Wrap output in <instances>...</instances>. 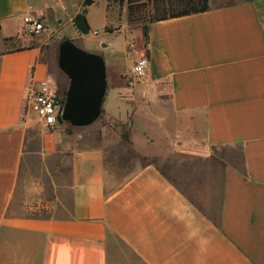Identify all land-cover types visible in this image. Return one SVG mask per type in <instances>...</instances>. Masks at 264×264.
<instances>
[{
	"label": "crops",
	"instance_id": "0c3cea01",
	"mask_svg": "<svg viewBox=\"0 0 264 264\" xmlns=\"http://www.w3.org/2000/svg\"><path fill=\"white\" fill-rule=\"evenodd\" d=\"M94 1L0 0V264H134L120 244L140 264H264V0H208L205 11L149 21L145 46L139 33L131 47L122 27L106 29L115 12L105 0L102 27L124 43L105 60L101 114L48 128L28 103L42 81L63 97L68 78L23 16L67 22ZM141 53L146 72L130 79ZM201 146L214 157L195 178L188 158ZM32 155L40 206H58L63 188L62 176L52 193L44 184L51 157L54 171L67 165L64 213L20 211ZM181 176L198 182L187 185L197 200Z\"/></svg>",
	"mask_w": 264,
	"mask_h": 264
},
{
	"label": "rangeland",
	"instance_id": "374dc122",
	"mask_svg": "<svg viewBox=\"0 0 264 264\" xmlns=\"http://www.w3.org/2000/svg\"><path fill=\"white\" fill-rule=\"evenodd\" d=\"M85 0H79L80 6L84 5ZM137 9L141 8L140 11L137 12L139 15L142 14L140 18H133L129 15L128 11V3L124 2L120 4L119 2L111 1L108 5L109 12L114 11V19L108 16V27L110 28H123L126 33V38L128 43L133 42L136 43V37L139 33H142V26L148 23V20L152 14V4L148 0H141L138 4H135ZM80 7V8H81ZM80 11V9L78 10ZM108 12V13H109ZM76 15V14H75ZM71 17L67 22L65 20L60 21H52L51 23H47L46 31H43L41 36L38 38L40 39L39 42L41 43L42 48L49 54V58L55 68V70L59 71V73L63 72L57 65V56H58V45L59 42L62 40L63 37L70 38L73 40L79 47L100 54L104 61L107 60L109 55L112 57L121 58L123 55L122 48H123V34L121 32H105L103 26L104 17H105V0H95L94 3L89 5L86 9V18L91 26V32L88 34H80L76 27L73 24V18ZM96 30V35L92 40H90L93 35L94 31ZM142 45L145 46V39L143 37V33L141 34ZM104 41L106 43H110L111 46L103 47L102 44L98 43V41ZM18 46V44H14V47ZM64 75V74H63ZM66 77V76H65ZM132 79V74L129 76ZM68 83L66 85L64 91V97L66 93ZM60 95V94H59ZM62 96V95H60ZM36 116V115H35ZM37 117V116H36ZM121 130L125 132V128L121 127ZM189 156V160L191 161L192 167L190 174L195 175V178L201 173H210L208 161L209 159L214 157V151L204 148L203 146L194 148L191 150ZM154 161L162 170L167 171L168 168L170 169L172 166H169V162L167 160H159L157 158H148L147 161ZM54 162L55 157H51V164L50 172H46L45 178V186L49 192L52 193L50 190V186L53 185V178L56 175V179L62 176V187L59 191L60 193V200L57 199L58 206L55 208H47L44 206H40V194L39 192H35L36 185L33 183L32 179H34V175L42 172V162L39 160L38 156L32 155V163H31V172L30 176H26L21 178L19 183V188L16 194V203L18 204L20 211L22 214H29L34 216H42V215H50V214H57L64 213L70 206L71 203V196L68 189L67 184V165L61 164V161H57V169L58 171H54ZM44 165V162H43ZM187 165V164H186ZM184 167V166H183ZM172 169V168H171ZM178 169V167H177ZM182 172L183 168L179 169ZM35 173V174H34ZM189 179L185 182V179L181 176V184L184 186L186 192L190 194L194 199L197 200L198 194H195V191L198 189V182L191 180V177L187 176ZM55 179V178H54ZM58 184V183H57ZM187 185L196 186L194 190L187 188ZM49 186V187H48ZM58 186V185H57ZM62 189V190H61ZM43 202V201H41ZM40 202V203H41ZM120 251H123L124 254L131 260L134 264H140L136 257L124 246L120 244L119 246ZM119 253V252H118Z\"/></svg>",
	"mask_w": 264,
	"mask_h": 264
},
{
	"label": "water",
	"instance_id": "95a60500",
	"mask_svg": "<svg viewBox=\"0 0 264 264\" xmlns=\"http://www.w3.org/2000/svg\"><path fill=\"white\" fill-rule=\"evenodd\" d=\"M92 0H85L84 6ZM86 9L76 14L73 24L82 34L91 31ZM57 65L68 78L61 121L71 126H85L101 114L107 87L106 66L103 57L77 46L63 37L58 45Z\"/></svg>",
	"mask_w": 264,
	"mask_h": 264
},
{
	"label": "built area",
	"instance_id": "2783aa9c",
	"mask_svg": "<svg viewBox=\"0 0 264 264\" xmlns=\"http://www.w3.org/2000/svg\"><path fill=\"white\" fill-rule=\"evenodd\" d=\"M22 22L24 31L29 34H38L47 29L45 20L31 14L24 15ZM128 45L130 47L133 46V42L128 43ZM148 64V55L141 53L132 65V79L142 77L146 72ZM63 105L64 97L60 96L47 82L42 81L39 90L32 95L28 103V110L43 120L48 128H54L61 122Z\"/></svg>",
	"mask_w": 264,
	"mask_h": 264
},
{
	"label": "trees",
	"instance_id": "16d2710c",
	"mask_svg": "<svg viewBox=\"0 0 264 264\" xmlns=\"http://www.w3.org/2000/svg\"><path fill=\"white\" fill-rule=\"evenodd\" d=\"M107 1L108 4L111 1L119 2L120 4L127 2L130 16H132L133 18H140L142 15L141 13L139 15L137 14V12L141 10V8L137 9L135 5L138 4L141 0H107ZM148 1L152 4V14L148 22L202 12L209 8L208 0H148ZM147 24H144L142 26V33L145 42L147 40ZM106 29H109V27L106 26ZM122 136L123 138L128 139L127 133L123 132Z\"/></svg>",
	"mask_w": 264,
	"mask_h": 264
}]
</instances>
